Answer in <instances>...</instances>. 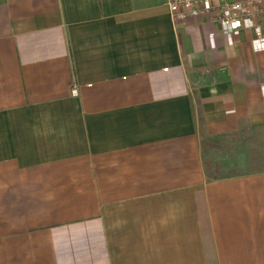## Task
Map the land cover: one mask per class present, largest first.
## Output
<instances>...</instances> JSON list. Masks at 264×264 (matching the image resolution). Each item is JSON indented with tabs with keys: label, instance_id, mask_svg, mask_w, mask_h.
<instances>
[{
	"label": "crops",
	"instance_id": "0c3cea01",
	"mask_svg": "<svg viewBox=\"0 0 264 264\" xmlns=\"http://www.w3.org/2000/svg\"><path fill=\"white\" fill-rule=\"evenodd\" d=\"M172 1L0 0V264H264V15Z\"/></svg>",
	"mask_w": 264,
	"mask_h": 264
},
{
	"label": "built area",
	"instance_id": "2783aa9c",
	"mask_svg": "<svg viewBox=\"0 0 264 264\" xmlns=\"http://www.w3.org/2000/svg\"><path fill=\"white\" fill-rule=\"evenodd\" d=\"M172 8H182L186 14L200 16L217 10L214 19L231 29L242 27L246 17L264 15V0H173ZM180 16H185V13ZM76 91V89L74 90Z\"/></svg>",
	"mask_w": 264,
	"mask_h": 264
}]
</instances>
